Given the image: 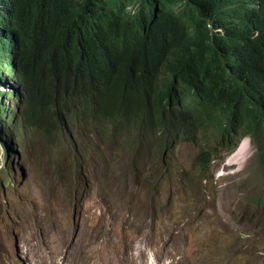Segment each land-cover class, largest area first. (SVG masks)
<instances>
[{"label": "trees", "instance_id": "16d2710c", "mask_svg": "<svg viewBox=\"0 0 264 264\" xmlns=\"http://www.w3.org/2000/svg\"><path fill=\"white\" fill-rule=\"evenodd\" d=\"M0 87H10L0 90L7 184L24 130L63 158L82 126L109 147L148 131L162 152L210 139L201 171L248 137L264 179V0H0ZM70 146L76 184L87 162Z\"/></svg>", "mask_w": 264, "mask_h": 264}, {"label": "rangeland", "instance_id": "374dc122", "mask_svg": "<svg viewBox=\"0 0 264 264\" xmlns=\"http://www.w3.org/2000/svg\"><path fill=\"white\" fill-rule=\"evenodd\" d=\"M81 129L67 146L87 162L76 184L64 144L56 157L58 145L32 128L13 143V182L0 171V264H264V207L249 201L264 199V179L248 137L242 171L228 174L237 147L201 171L210 139L175 140L162 152L150 131L109 147Z\"/></svg>", "mask_w": 264, "mask_h": 264}, {"label": "bare ground", "instance_id": "6f19581e", "mask_svg": "<svg viewBox=\"0 0 264 264\" xmlns=\"http://www.w3.org/2000/svg\"><path fill=\"white\" fill-rule=\"evenodd\" d=\"M248 143H249L248 139L241 140L231 159L234 161H237V162L240 161L246 155ZM231 168L234 169L233 170L234 172H230L228 174H233V173L237 174V173H240L243 169L242 166L240 165V162H238L237 165H233V166L229 167L228 169H231Z\"/></svg>", "mask_w": 264, "mask_h": 264}, {"label": "clouds", "instance_id": "9594fccd", "mask_svg": "<svg viewBox=\"0 0 264 264\" xmlns=\"http://www.w3.org/2000/svg\"><path fill=\"white\" fill-rule=\"evenodd\" d=\"M230 166H232V165H230ZM228 168H229V167H228ZM233 170H234V169L231 168L230 172H234ZM224 174H225V172H224L223 174H222V173H221V174L219 173L218 176H219V177H226V174H225V175H224Z\"/></svg>", "mask_w": 264, "mask_h": 264}]
</instances>
